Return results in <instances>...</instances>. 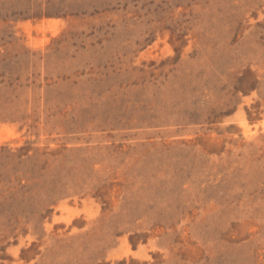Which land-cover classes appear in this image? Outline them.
I'll return each mask as SVG.
<instances>
[{"label":"rangeland","instance_id":"rangeland-1","mask_svg":"<svg viewBox=\"0 0 264 264\" xmlns=\"http://www.w3.org/2000/svg\"><path fill=\"white\" fill-rule=\"evenodd\" d=\"M0 264H264V0H0Z\"/></svg>","mask_w":264,"mask_h":264}]
</instances>
